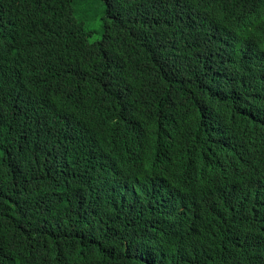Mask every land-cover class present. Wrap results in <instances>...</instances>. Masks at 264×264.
<instances>
[{
    "label": "trees",
    "instance_id": "16d2710c",
    "mask_svg": "<svg viewBox=\"0 0 264 264\" xmlns=\"http://www.w3.org/2000/svg\"><path fill=\"white\" fill-rule=\"evenodd\" d=\"M62 27L93 109L61 88ZM263 37L264 0H0V264H264V215L256 226L242 208L243 170L264 164ZM120 116L137 149L179 150L174 177L198 211L186 228L128 191Z\"/></svg>",
    "mask_w": 264,
    "mask_h": 264
},
{
    "label": "clouds",
    "instance_id": "9594fccd",
    "mask_svg": "<svg viewBox=\"0 0 264 264\" xmlns=\"http://www.w3.org/2000/svg\"><path fill=\"white\" fill-rule=\"evenodd\" d=\"M63 36L65 41V60L69 68L68 80L61 88L65 89L74 95V98L68 101L84 100L93 109L94 104L102 97L97 99H88L86 92H81V80H83L82 71L76 67L74 62L78 63V40L75 37V28L67 29L62 27ZM84 30L87 31L86 27ZM68 36V37H67ZM262 47L259 52L254 54L252 64L258 65L259 68H264V37L261 40ZM72 53V60L68 54ZM60 80L55 81L58 85ZM126 120L120 116L116 121V130L119 143L116 147V153L119 157L126 159L129 162V174L127 179L128 191L130 194L140 200L143 204L144 211L150 219L152 213H158L157 217L162 223L170 224L172 227L186 228L190 222L195 220L198 211L193 208L190 203L181 199L184 192L183 185L179 184L180 179L175 178L176 172L174 167L178 164L173 161V156L179 152L172 144L155 145L157 149L153 148L139 150L130 143V139L123 133V126ZM160 156V157H159ZM183 159H186L185 157ZM188 161H185L186 164ZM192 162L193 171L191 175V182L195 185L194 177L198 170L197 165ZM182 173H189L188 169ZM244 176H251L254 186L245 195V202L242 204L244 213L250 217L253 225L259 226L261 219L264 215V164L262 166H252L243 170ZM172 176V179L169 178ZM146 181H152L155 184H144ZM175 189V196L172 203L166 199V195ZM159 209V210H158ZM214 215V213H213ZM216 219V224L221 225L218 227V235L221 229L225 226L226 218L222 212H219ZM202 231V230H201ZM201 233V232H200ZM202 261V259H200Z\"/></svg>",
    "mask_w": 264,
    "mask_h": 264
},
{
    "label": "rangeland",
    "instance_id": "374dc122",
    "mask_svg": "<svg viewBox=\"0 0 264 264\" xmlns=\"http://www.w3.org/2000/svg\"><path fill=\"white\" fill-rule=\"evenodd\" d=\"M95 10L97 12H99V15H101V14L103 15L104 7H103L101 2L96 3V9ZM78 12L79 11H75L76 18L78 20H80L81 22H83L85 24L87 31L91 33V35L89 37V41L91 43L99 41L101 39L100 23L97 20H92V19L88 18L87 16H86V18H84Z\"/></svg>",
    "mask_w": 264,
    "mask_h": 264
}]
</instances>
